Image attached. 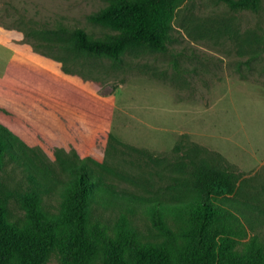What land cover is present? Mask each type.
Listing matches in <instances>:
<instances>
[{
  "label": "rangeland",
  "instance_id": "obj_1",
  "mask_svg": "<svg viewBox=\"0 0 264 264\" xmlns=\"http://www.w3.org/2000/svg\"><path fill=\"white\" fill-rule=\"evenodd\" d=\"M110 1L0 0V123L17 136L0 167V202L24 216L21 194L38 173L49 181L46 207L59 212L67 167L83 162L116 194L141 197L163 170L149 157L184 139L238 167L230 198L248 213L245 240L264 241V0L259 10L184 0L166 50L133 46L120 61L50 42L58 37L45 29L60 24L114 32L89 19ZM60 261L55 252L49 263Z\"/></svg>",
  "mask_w": 264,
  "mask_h": 264
},
{
  "label": "trees",
  "instance_id": "obj_2",
  "mask_svg": "<svg viewBox=\"0 0 264 264\" xmlns=\"http://www.w3.org/2000/svg\"><path fill=\"white\" fill-rule=\"evenodd\" d=\"M183 1L111 0L89 15L114 30L106 37L66 24L45 30L55 32L50 42L62 48L120 61L133 46L166 50ZM225 1L238 10L262 4ZM16 137L0 123V167L17 150ZM149 158L163 170L157 186L146 178L141 197L116 194L87 162L70 165L59 212L46 207L41 183L49 181L35 173V186L21 194L24 216L13 218L0 202V264H50L55 252L59 264H264V241L245 240L248 213L230 198L239 190L235 164L184 139Z\"/></svg>",
  "mask_w": 264,
  "mask_h": 264
},
{
  "label": "crops",
  "instance_id": "obj_3",
  "mask_svg": "<svg viewBox=\"0 0 264 264\" xmlns=\"http://www.w3.org/2000/svg\"><path fill=\"white\" fill-rule=\"evenodd\" d=\"M5 48V49H4ZM8 48L0 42V66L2 67L8 57Z\"/></svg>",
  "mask_w": 264,
  "mask_h": 264
}]
</instances>
